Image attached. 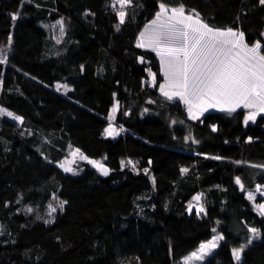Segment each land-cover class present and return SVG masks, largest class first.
Returning a JSON list of instances; mask_svg holds the SVG:
<instances>
[{"label":"trees","instance_id":"16d2710c","mask_svg":"<svg viewBox=\"0 0 264 264\" xmlns=\"http://www.w3.org/2000/svg\"><path fill=\"white\" fill-rule=\"evenodd\" d=\"M180 2L211 26L240 28L248 43L264 44L259 0ZM158 4L134 0L117 31L111 0H0V46L9 35L13 39L9 63L0 65V106L24 117L22 124L0 117V264H182L211 239L213 228L226 239L201 264H237L231 249L246 243L248 226L262 236L240 264H264V217L246 198L264 185V169L249 166L264 165V118L246 127L244 109L210 110L193 121L182 101L161 96L159 58L136 47ZM12 13L19 14L16 21ZM61 18L66 35L57 43L58 27L45 26ZM148 67L157 73L156 87L145 83ZM58 81L73 90L57 91ZM113 93L120 103L115 124L124 131L105 138ZM189 135L199 143L186 141ZM74 148L105 163L109 176L87 161L78 162V175L50 163ZM129 159L138 162V173L131 166L121 170L120 161ZM181 168L189 171L181 174ZM237 176L245 192L235 184ZM198 192L206 216L186 210ZM53 193L68 203L46 224ZM28 207L34 211L27 213Z\"/></svg>","mask_w":264,"mask_h":264},{"label":"snow or ice","instance_id":"6c2138e0","mask_svg":"<svg viewBox=\"0 0 264 264\" xmlns=\"http://www.w3.org/2000/svg\"><path fill=\"white\" fill-rule=\"evenodd\" d=\"M259 5L264 6V0H259ZM134 0H111L110 7L118 18L115 25L119 31L121 25L126 22L129 15L128 9L134 7ZM18 13L11 14V20L18 19ZM88 15V13H85ZM239 20V16L237 17ZM56 30L58 27L59 36L55 37L57 43H60L66 35V26L63 18L57 20L54 25L45 26ZM264 37V32L260 33ZM13 43L12 36H8L7 46H0V65L9 63V54ZM136 47L150 49L155 52L159 58V72L162 74L163 82L159 83V92L166 100L171 101L179 98L183 102L187 116L190 120L198 121L209 109H218L228 114L236 113L238 109H244L243 124L247 127L249 122L255 123L258 117L264 118V44L260 39L249 44L246 35L240 28L226 27L219 28L206 23L201 14L196 9H187L180 2L175 5L160 0L158 10L154 17L148 21L144 28L139 32L136 38ZM143 64L144 57L138 58ZM81 72L84 66H80ZM148 73L152 87L157 86V73L153 72L151 67L145 69ZM3 81L0 80V86ZM57 91H64L67 95L72 91L67 84L57 82L55 85ZM116 94L113 93L115 100ZM154 103V101H153ZM120 110L119 100H115L108 113V126L103 130L102 135L105 138H115L124 131L123 126L117 127L114 123L116 114ZM145 112L147 109L144 110ZM128 113H125L127 115ZM9 117L13 120L23 123L24 117L14 114L7 108L0 106V117ZM177 121L172 120L175 124ZM213 132L217 131L215 124L211 125ZM185 140H192L198 144L192 136H186ZM252 137H248V142ZM227 143V141H226ZM71 147V146H70ZM39 151V149H38ZM43 155V153H41ZM63 161H50L65 173L78 175L79 172L74 167L77 158L81 161H87L102 176H109L110 169L102 161L92 159L85 155L80 148H74ZM46 160L47 156L44 157ZM214 160L224 159L221 156L211 157ZM136 161L129 159L127 162L120 161L121 170L131 166L133 172H139ZM236 164L245 163L244 161H235ZM151 165V161H149ZM252 168L264 169V165H249ZM146 175L149 174V168L143 169ZM189 171L188 168H181V174ZM152 184L155 187L156 179L151 177ZM235 184L239 186L241 192H245V185L241 177H235ZM256 192L264 197V186L257 184ZM203 193H196L187 204V212L191 215L195 210V215L201 217L207 215V208L203 203ZM246 198L252 202L253 209L260 217H264V201L257 203L256 195L246 192ZM52 199L56 204L49 203L48 216L50 219L44 222H54V213L57 208L61 211L68 203L67 200L60 199L55 193ZM33 208L28 207L27 213H32ZM142 211V210H141ZM41 219L40 216L36 217ZM219 223V221H217ZM210 240L201 242L198 248L182 258V264H198L204 261L205 257L217 249L222 241H225V235L217 233L215 228ZM246 243L231 249L232 258L240 264L245 249L252 245L254 241L260 240L262 233L257 227L248 226ZM3 234V226H0V235Z\"/></svg>","mask_w":264,"mask_h":264},{"label":"rangeland","instance_id":"374dc122","mask_svg":"<svg viewBox=\"0 0 264 264\" xmlns=\"http://www.w3.org/2000/svg\"><path fill=\"white\" fill-rule=\"evenodd\" d=\"M159 2H160V0H159ZM164 2H166V3H169V4H172V5H175V4H177V3H180V0H164ZM144 28V27H143ZM249 44H251V43H249ZM4 46H7V44H5ZM162 75V74H161ZM59 83H61V84H65V83H63V82H60V81H58ZM163 82V77H162V80H161V82L160 83H162ZM56 84H57V82H56ZM55 84V85H56ZM68 85V84H67ZM69 86V85H68ZM55 87V86H54ZM56 88V87H55ZM64 92V91H63ZM175 99H179V98H175ZM8 109V108H7ZM8 110H10V109H8ZM210 110H218V109H209V111ZM10 111H12V110H10ZM13 112V111H12ZM14 113V112H13ZM14 114H16V113H14ZM12 119V118H11ZM201 120V119H200ZM199 121V120H198ZM114 123H115V121H114ZM72 151V150H71ZM70 151V152H71ZM69 152V153H70ZM68 157H69V159H71V157L69 156V154L67 155ZM64 160V159H63ZM62 160V161H63ZM96 160V159H95ZM80 160L77 158V162H76V164L74 165V167L77 169V164H78V162H79ZM98 161H101V160H98ZM261 185V184H260ZM262 186H264V185H262ZM248 191H251V192H253L255 195H256V197L257 196H261L259 193H257L256 192V187L254 188V189H251V190H248ZM259 203V202H258ZM217 233H221L219 230H217ZM214 234H216V233H214ZM207 241V240H206ZM203 242H205V241H203ZM214 251V250H213ZM188 255V254H187ZM210 255V254H209ZM207 257V256H206ZM205 257V258H206ZM203 262V261H202ZM202 262H198V264H201Z\"/></svg>","mask_w":264,"mask_h":264}]
</instances>
